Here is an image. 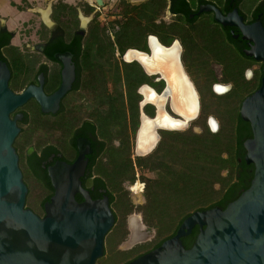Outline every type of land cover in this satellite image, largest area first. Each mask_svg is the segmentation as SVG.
<instances>
[{
    "label": "flooded vegetation",
    "instance_id": "af4514ba",
    "mask_svg": "<svg viewBox=\"0 0 264 264\" xmlns=\"http://www.w3.org/2000/svg\"><path fill=\"white\" fill-rule=\"evenodd\" d=\"M147 1L150 0H136L139 5L135 6L139 7L140 11V7ZM91 5L93 6V3ZM105 6V4L102 7L98 6L95 1L93 7L100 10ZM134 10L136 11L137 8ZM165 14L169 15L168 20L165 17H159L160 19L158 18L155 22L156 25L161 26L159 33L153 32L157 28L155 26L153 28L151 20H147L148 34L145 43L128 49L123 55L117 50V56L122 59V64L123 62L137 63L147 77L145 84L136 89V92L142 96L139 107L145 115L155 119L159 108L153 102L143 105L145 97L141 90L149 87L159 97L169 91L164 110L173 119L185 121L184 117L174 110L168 75L156 68L151 69L153 72L149 73L138 60L127 62L125 59L126 54L131 50L153 57L151 38L155 37L165 49H173L176 44L180 47L179 64L188 78L193 95L199 102V113L194 121L199 119L208 107L210 114L206 118V127L210 130H212L210 125L212 118L221 128L216 113L225 115L229 129H239V116L242 118L241 110L244 102L257 93L264 82V59H261L264 56V33H261L264 31V0H187L186 3L183 0H167ZM218 17L223 19V22H220ZM54 23L51 28H47L48 38L36 45L41 57H0V63L5 62L10 69L9 87L16 94L24 92L31 86L37 88L42 86L46 96L54 95L62 86L65 68V64L57 59V55H72L71 65L74 66L75 71L72 88L61 99L56 112L43 113L37 101L31 99L11 114L12 119L18 115L22 116L17 122L21 132L14 146L20 158V168L26 183L25 172L37 179L38 176L43 175L49 177V168L54 167L58 162L74 165L80 157L81 148L84 149V139L89 140L92 153L87 156L88 166L85 176L81 178L82 188L90 192L93 200H101L108 197L107 190L96 188V180L100 178V175L91 170V162L95 160L96 155L93 142L100 141V138L97 130L95 135L91 131L96 126L95 121L85 117L84 114V65L87 66L91 60L77 57L70 50H78L80 38H82L81 43L84 42L85 28L88 24L83 26L81 23L74 28L62 26L56 21ZM99 29L100 38L104 40L106 29ZM7 32H0V45L7 42ZM12 35L13 38L16 36L14 33ZM169 38L172 39L171 42L168 41ZM114 44L118 48L117 44ZM81 47L84 50V43ZM5 49L6 47L1 48L2 51ZM48 50L54 54V57L46 55ZM87 70L90 71L89 68ZM218 88L223 91L220 89L222 92H219ZM244 122L251 127L249 122ZM189 124L190 121L187 126ZM28 129L37 130L32 133L31 137H27L25 130ZM46 129L47 134L44 133ZM84 130L87 136H84ZM162 131L168 132L167 130ZM249 139L252 138L244 140L242 144L243 153L238 158L240 164L246 161L244 144ZM32 140L36 145L31 144ZM102 156L103 152L98 153L95 160L97 165ZM252 165H248L249 168ZM248 172L251 174L252 170ZM241 174H244L242 168L239 169V175ZM50 184L54 190L53 197L55 189L51 180ZM76 199L79 203H84L83 195L77 194ZM36 214L44 217L45 209L43 215Z\"/></svg>",
    "mask_w": 264,
    "mask_h": 264
},
{
    "label": "water",
    "instance_id": "95a60500",
    "mask_svg": "<svg viewBox=\"0 0 264 264\" xmlns=\"http://www.w3.org/2000/svg\"><path fill=\"white\" fill-rule=\"evenodd\" d=\"M96 4L102 7L105 3L96 0ZM71 58L70 54L57 55L65 64L63 83L50 97L42 86H31L20 94L13 92L9 87L10 69L5 62L0 63V264H97L105 255L106 238L115 226L110 198L93 200L82 188L87 156L92 153L87 139L84 149L80 144V157L74 165L58 162L49 168L55 194L45 204V216L27 208L29 188L14 146L21 132L17 122L22 116L12 119L11 114L31 99L37 101L43 113L56 112L75 80ZM241 115L253 132V138L244 144L246 163L255 167L250 188L225 210L193 213L174 237L128 264H264V82L244 102ZM210 125L217 133L218 122L212 118ZM77 194L84 196V203L77 201ZM196 227L197 239L187 249L183 239Z\"/></svg>",
    "mask_w": 264,
    "mask_h": 264
},
{
    "label": "trees",
    "instance_id": "16d2710c",
    "mask_svg": "<svg viewBox=\"0 0 264 264\" xmlns=\"http://www.w3.org/2000/svg\"><path fill=\"white\" fill-rule=\"evenodd\" d=\"M186 1L183 0L185 3ZM134 8L137 10L135 11ZM138 8L136 6L128 7L122 13L127 21L116 33L114 43L117 44L118 48L112 42L102 43L105 40L100 38V29L97 26L91 28L88 37H84V42L81 43L82 38L79 39L78 50L68 48L75 56L91 60L87 66L84 65L85 71L88 68L97 67L98 71L92 75L87 83V86L93 89L92 92H95L103 84L102 93L98 94L97 97L103 103L100 106H106L104 109L106 111L104 113L97 111L95 120L93 119L96 126L91 131L95 135L97 130L100 138V141L93 142L96 153L95 160L98 153L102 152L103 156L107 155L109 159L107 163L99 162L98 165L93 159L91 170L100 175V178L96 180V188L107 190V195L110 198L116 220V227L107 236L111 242L124 236V232L118 231L117 226L121 217L126 218L133 211L132 202L124 199L122 190H120L123 181H129L130 185L136 183L135 164L128 156L127 141L123 139L124 136L127 137L128 135L126 131L129 123L133 126L134 133L139 128V103L142 96L136 92V89L145 84L147 77L137 63L127 64L123 62V73L119 66H116L113 72V79L116 81V96L107 93V84H105L108 78V70L105 68V64L107 65L109 62L107 54L109 52L115 54L119 50L123 55L128 49L145 43L148 34L147 20H151L153 28L154 26L157 28L153 32L159 33L161 26L159 27L155 22L160 16L159 13L165 12L167 0H150L140 7V11ZM68 9L72 8L68 7ZM78 24L76 23L71 27L77 28ZM6 36L7 42L0 45V57L24 58L25 56L19 53L17 49L10 47L13 38L12 33L7 32ZM171 40L169 38L168 41L171 42ZM83 43L84 50L81 49ZM3 47H6L5 50H11V52L5 55L4 51L1 50ZM46 55L54 57V54L49 50ZM101 60H105V64ZM123 84L126 87V93L123 89L119 91L117 88V85ZM40 114L42 115V113ZM239 123V129L223 128L217 133L212 132L208 127L200 135L196 133L173 135L164 132L165 137L167 135L172 137L171 142L162 139L153 154L148 155V157L137 158L136 165L141 171L150 170L156 175L155 178H146L143 175L142 181L145 183L144 196L146 201L138 207V210L143 214L148 228L156 232L157 241L149 246L142 245L132 249L130 252L135 254L132 259L127 258L128 253L124 251L115 252L109 258L108 264H128L161 247L165 241L177 234L182 223L193 213L214 208L225 210L229 204L236 201L250 188L255 167L252 165L249 168L246 161L240 164L238 158L243 153L242 144L244 140L253 138V132L250 125L245 123L240 116ZM36 130H25V135L31 137ZM84 136H87L85 130ZM116 139L121 142L119 146L114 144ZM240 168L244 170V174L239 175ZM249 170H252L251 174H249ZM224 172H226L225 175ZM37 180L46 194L38 207L31 206L30 209L42 215L45 204L51 200L54 190L47 175L38 176ZM217 185L218 187H216ZM39 207L42 209L41 212L38 210ZM166 222H170L169 228L165 227L168 225ZM198 234L199 228L196 227L192 235L183 239V244L187 249L193 246Z\"/></svg>",
    "mask_w": 264,
    "mask_h": 264
},
{
    "label": "rangeland",
    "instance_id": "374dc122",
    "mask_svg": "<svg viewBox=\"0 0 264 264\" xmlns=\"http://www.w3.org/2000/svg\"><path fill=\"white\" fill-rule=\"evenodd\" d=\"M77 1V0H76ZM76 4H65L64 5L62 0L55 4L54 6V17H57V21L62 26H73L76 23H83L81 17H87L90 18V22L88 23V26L85 28V38L88 37V32L93 28V26H97L99 28L106 29L105 31V42L102 41L103 44H108L110 42L114 43L116 39V33L121 30L123 25L126 23V18L123 17L122 13L124 12L125 8L133 7L135 5H139V2H136V0H104L105 2V8H101L100 10L97 9L95 6V3L93 2V6L89 4V2H86L84 0V3L82 1H77ZM53 4V3H52ZM52 4L49 3H43L42 5V11H47L52 9ZM71 5V6H70ZM68 7H71L72 9H68ZM92 9V10H90ZM90 12V13H89ZM51 13V10H50ZM160 18L165 17L166 20H168V16L165 12L159 13ZM34 16H28V20L24 21L20 28L18 29L17 34V40H16V46L14 47L27 58H39L42 55H40L37 51L36 45L39 43L45 41L48 38V29L44 25L43 21H45V18L38 14H31ZM51 16L49 17V19ZM159 18V19H160ZM46 22V21H45ZM78 24V25H79ZM29 45V46H28ZM11 50L7 49L4 50L3 53L5 55L9 54ZM111 52L107 54V59H109L108 64H105V60H101L103 64H105L106 70H108V78L107 82V93H110L111 95L117 94V90L115 88V82L113 79V72L116 68V66H119L122 70L124 69V64H122V59L118 58L117 52L113 55ZM10 58V57H7ZM98 71L97 67L94 66L92 69L84 71V114L87 118H92L95 120V115L97 111L103 112L106 111L105 105L100 106L103 104L101 100L97 97L98 94L102 93V87L99 86V89H97L94 93L92 92V88L87 86L88 80L92 77V75ZM101 77V76H100ZM121 87V88H120ZM90 88V89H89ZM118 90L120 91L123 89L124 93H126V87L123 85H117ZM140 109V117H139V128L141 125V116H142V109ZM210 109L207 107L206 112H203L201 117L197 120L190 121L189 126H187L183 130L179 131H168L169 133L175 135V134H185V133H196V134H202L204 129L206 128V118L210 114ZM214 113V112H213ZM216 113V112H215ZM216 116L218 117L221 128H218V131L222 130L223 128H229L226 124V117L224 114L216 113ZM139 128L137 129V132L134 133L133 126L131 123H129V127L127 129V137L124 136L123 140L127 141V152L128 156H130L131 161L135 164V172H136V183L133 185H130L129 181H123L121 184L122 195L123 198L126 200H129L133 204V211L126 217L120 218V223L117 226L118 231L121 230L124 232V236L121 239H117L115 241H112L107 238L105 242V255L98 260L97 264H108V260L115 252L124 251L128 253L127 258L130 257L131 259L135 254H132L130 251L134 249L135 247L142 246V245H152L155 241H157L156 238V232L152 231L150 228H148V225L146 224L143 214L139 212L138 207L143 205L145 203V183L142 181L143 175H145L146 178H155V173L148 170V171H141L140 168L136 165V160L138 157H148V156H142L137 153L136 149V139L137 134L139 131ZM212 131V130H211ZM165 131L158 130V133L160 135L158 145H156L155 150L153 153L157 150L160 143L163 141H172V137L167 135V137L164 136ZM41 133V132H39ZM44 133H48L45 131ZM38 136V133H37ZM36 136V137H37ZM126 137V138H125ZM42 138V136H40ZM161 139V140H160ZM39 141V140H37ZM120 140L115 141V145H120ZM31 144L36 145L35 141L32 140ZM152 153V154H153ZM108 156L104 155L101 157L100 162L107 163L108 162ZM224 175L226 172L223 173ZM26 175V184L29 187V194L27 197V207H38L40 204V201L43 200L45 196V191L43 190L42 186L39 184L38 180L33 177L30 173L25 172ZM218 187V185L216 186ZM38 210L41 212V207L38 208ZM44 214V211L42 215ZM165 223V222H164ZM165 227L169 228L170 222H166ZM116 226L113 227V229Z\"/></svg>",
    "mask_w": 264,
    "mask_h": 264
},
{
    "label": "bare ground",
    "instance_id": "6f19581e",
    "mask_svg": "<svg viewBox=\"0 0 264 264\" xmlns=\"http://www.w3.org/2000/svg\"><path fill=\"white\" fill-rule=\"evenodd\" d=\"M46 23L51 25L49 15L50 10L42 11ZM84 26L90 21V18L81 17ZM151 47L153 49V57H148L146 54H141L135 51H129L125 59L127 62L138 60L149 73L151 69L156 68L163 70L162 72L168 75V82L173 95V106L176 113L184 117L185 121L175 120L169 116L164 110L166 97H159L149 87H144L141 93L145 97L143 105L148 102H153L158 106V114L155 119L149 118L144 113L142 114V127L137 135V153L142 156H147L155 149L159 142V129H180L186 128L189 121L195 118L199 112L197 99L193 95L190 88L188 78L181 69L179 64L180 47L178 44L173 49H165L155 38H151ZM218 88L222 92L223 89Z\"/></svg>",
    "mask_w": 264,
    "mask_h": 264
},
{
    "label": "crops",
    "instance_id": "0c3cea01",
    "mask_svg": "<svg viewBox=\"0 0 264 264\" xmlns=\"http://www.w3.org/2000/svg\"><path fill=\"white\" fill-rule=\"evenodd\" d=\"M61 0H0V32H11L16 34V36L11 41V46H16L17 34L20 25L28 20V16H34L31 14H38L42 16V5L43 3L52 4L51 13L49 15L51 25L43 21L44 25L47 28H51L57 21V17L52 20V16L54 15V6L56 3L60 2ZM76 0H62L63 4H76ZM82 1L84 0H77ZM76 1V2H77ZM86 2L95 3L96 0H85ZM70 5V6H71ZM62 6V5H61ZM63 7V6H62Z\"/></svg>",
    "mask_w": 264,
    "mask_h": 264
}]
</instances>
